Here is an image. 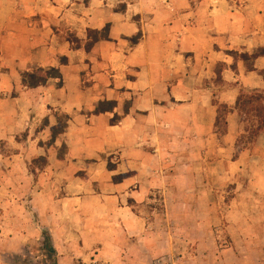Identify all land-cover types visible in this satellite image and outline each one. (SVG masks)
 Here are the masks:
<instances>
[{
    "label": "crops",
    "instance_id": "1",
    "mask_svg": "<svg viewBox=\"0 0 264 264\" xmlns=\"http://www.w3.org/2000/svg\"><path fill=\"white\" fill-rule=\"evenodd\" d=\"M108 25L110 40L87 51L90 31ZM261 47L264 13L238 0H0V88H22L15 102L0 101V136L18 132L19 119L31 129L38 120L49 119L38 134L45 133L57 124L60 112L70 120L63 139L72 153L120 151L123 171L136 175L118 183L106 201L128 215V233L143 231L142 212L134 210L143 208L159 188L168 208L172 200H197L206 216L204 228L210 216L218 224L227 215L234 226L232 218L244 215V207L234 203L222 210L214 202L220 192L214 187L241 183L240 171L249 174V191L239 193L249 198V217L241 223L254 225L260 213L257 199L264 197V130L253 146H238L243 128L236 103L244 91L264 93V56L246 61L230 51L252 54ZM51 67L60 69L62 86L58 78L35 88L23 84L24 72ZM103 101L117 106L95 113ZM218 101L232 108L224 134L216 127ZM18 103L24 106L22 114ZM115 113L120 120L111 125ZM169 155L178 166H200L205 174L158 175ZM120 200L124 204L114 207ZM91 229L90 222L76 228L89 234ZM55 240L56 264H63L61 244ZM144 244L123 245L126 264L144 256Z\"/></svg>",
    "mask_w": 264,
    "mask_h": 264
},
{
    "label": "rangeland",
    "instance_id": "2",
    "mask_svg": "<svg viewBox=\"0 0 264 264\" xmlns=\"http://www.w3.org/2000/svg\"><path fill=\"white\" fill-rule=\"evenodd\" d=\"M238 1L242 5L250 3L256 7L257 13H264V0ZM21 89L19 86L11 89L3 85L0 88V101L15 102ZM244 92L264 96V93ZM254 101L246 105L245 112L237 108L243 128L237 145L244 148L253 146L260 134L254 136L261 124L258 118L260 113L256 109L264 105V100ZM223 104L216 102L217 127L221 134L227 131L226 120L230 113L229 109L223 110ZM17 109L22 114L24 106L18 103ZM5 112L8 114V111ZM58 114L57 123L58 119H65L64 114ZM19 121L22 123L18 132L0 136V264H56V254L47 255L43 251L44 232L56 239V244L60 242L63 264H126L123 251L127 248L123 245L128 241L130 245H135L137 241L147 243L144 244V256L140 260L135 258L133 264H264L263 196L257 199L260 213L256 216L255 224L241 223L249 217V198L239 195L240 191H249V174L240 171L237 178L241 183L229 181L218 189L214 187L220 190L214 202L222 210L227 211L234 203L235 206L244 207V215L237 214L232 218L234 226L227 215L218 224L215 223L216 216H210L208 218L212 221L208 219L210 222L205 229L201 222L206 216L196 206L197 200H172L168 208L164 189L159 188L143 208L134 210L138 214L142 212L143 231L128 233L125 225L128 215L121 209H111L106 201V197L116 190V176L127 173L132 174L130 177L136 175L135 171H123L126 168L121 164L120 151H98L91 153V156L72 153L63 139L64 133L54 144L50 143L53 127L38 134L50 125L49 119L38 120L32 129L25 119ZM23 122L28 126L26 129ZM69 122L67 120V128ZM63 145L65 148H62ZM39 146L44 150L41 151ZM177 164L176 159L171 157L166 165L158 168V175L205 174V169L200 166ZM217 173L218 168L214 167L213 175ZM169 186L175 184L170 182ZM123 204L120 200L114 207L120 208ZM88 222L93 229L90 230L91 234L88 230H76ZM70 241L76 242V245H62ZM223 250L229 251L227 255L224 256Z\"/></svg>",
    "mask_w": 264,
    "mask_h": 264
},
{
    "label": "trees",
    "instance_id": "3",
    "mask_svg": "<svg viewBox=\"0 0 264 264\" xmlns=\"http://www.w3.org/2000/svg\"><path fill=\"white\" fill-rule=\"evenodd\" d=\"M109 30H110V26L108 25L102 31H90L91 37H90V40L86 43V50L90 51L91 48L94 46V44L97 43L98 41L110 40ZM72 41L75 43L77 47H80V40L75 39ZM134 41H136V39ZM230 53L236 59H242L246 61L251 60V59L254 60L258 57L264 56V47L259 48L252 54H249L247 52L240 53L239 51H230ZM67 61L68 60L66 57H63L61 59L62 64H66ZM251 68H253V66H251ZM52 78H58L59 79L58 85L62 86L63 84L62 73L60 69L57 67H51L47 69L37 68L33 71H26L22 74L23 84L30 88H35V87H39L42 85H46L47 82ZM221 79H222L221 72L218 70L217 80L220 81ZM258 93H261V92H258ZM255 95H250V94H246V92H242L240 96L238 97L236 108H239L242 112H245L244 109L248 103L255 102L254 100L256 101L264 100V96H262L261 94H255ZM115 107H116L115 101H103V102H99L96 105L94 112L99 114V113H105L107 111H114ZM223 108H224L223 109L224 111H226L227 109H229V112L232 111V109L227 104H223ZM256 111L260 113L258 114V118L260 119L261 124L257 127L255 131L256 133L254 134V136H257L264 128V105L260 106V108H257ZM64 118L65 119L63 118L58 119V123L52 128L51 140H50L51 144H54L56 140L58 139V137L61 134L66 132L68 117L65 116ZM118 119L120 120V116L115 115L110 120L111 125L117 124ZM46 121H48L47 118H46ZM218 124H219V118L216 121V127L218 126ZM226 125H227V120H226ZM62 148H65V145H63ZM42 159H44V157H42ZM131 175H132L131 173L121 174L119 176H116L114 179L116 183H120L122 182L123 179L128 178ZM44 239H45L44 250L45 252H47V255L56 254V250L52 245V238L48 232H44ZM47 258L49 260V257ZM50 259H51V256H50Z\"/></svg>",
    "mask_w": 264,
    "mask_h": 264
}]
</instances>
